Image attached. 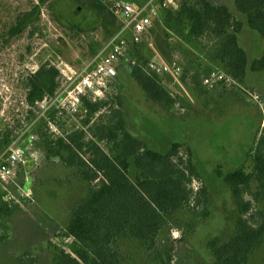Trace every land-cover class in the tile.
<instances>
[{
    "label": "rangeland",
    "instance_id": "rangeland-1",
    "mask_svg": "<svg viewBox=\"0 0 264 264\" xmlns=\"http://www.w3.org/2000/svg\"><path fill=\"white\" fill-rule=\"evenodd\" d=\"M85 1L0 0V93L4 103L0 115L1 138L6 133L14 136L22 122L29 120L19 98L28 96L31 75L42 66L55 68L60 73L56 91L61 89L69 76L91 66L108 39L122 28L123 21L112 11V1L104 0L109 5L104 16L85 5ZM131 1L138 5L146 0ZM188 2L189 6L196 7L197 0ZM209 2L213 4V0ZM166 28L164 19L156 22L138 51L131 46L132 56L141 66L152 61L181 65V81L190 98L181 97L180 87L174 85L171 76L165 75L159 80L172 94L173 101L171 104L154 102L132 77L133 68L120 70L112 95L93 102L100 106L98 110H88L80 121V128L86 131L83 139L86 145L82 151L75 150L72 157L68 151L62 150L61 157L58 156L60 161H51L48 140L39 145L44 157L47 156L39 168L46 169L40 174V170L31 173L32 185L28 195H20L24 174L6 188L0 185V200L5 201L11 196L10 202H5L12 207L19 206L5 219L7 232L12 234V241L16 243L15 253L33 247L36 248V255H33L36 264H53L56 248L67 252L72 250V241L67 238L64 224L55 233V244H44L45 236L39 225L48 222L40 214L35 216L34 212L42 213L41 207L49 213L58 204L56 213H63L64 209L68 211L89 195L91 184L82 178L85 169L77 165V160L82 158L92 165V161L103 162V155L114 156L116 145L110 134L118 127V110L123 115L126 130L150 149L167 153L172 144L178 142L184 144L182 153L191 150L193 164L200 175V180H196L192 188L195 192L202 189L207 192V206L195 205L194 209L184 205L166 217V225L153 250H145L128 237L120 238L118 248L122 264H213L215 259L209 242L221 244L234 235L239 209L231 189L217 175V170L226 175L240 168V154L256 141L264 113L243 89L260 94L238 82L237 86L216 90L200 87L204 70L211 63L220 68L222 64L210 59L206 53L207 38L187 40L179 36L173 41L174 36ZM170 85L178 88L179 93L171 90ZM118 100L122 101V106L118 105ZM108 128L111 131L106 133ZM89 141L97 142L103 154L94 152ZM4 151L0 150V162L4 159ZM70 161L77 166H70ZM91 169L96 166L93 164ZM128 173L133 182L144 178V173L135 168L134 159L130 160ZM251 191L258 192L257 182L251 184ZM258 203L263 211L264 200ZM8 249L0 248V264H20L25 252L21 256L10 255ZM256 251L249 264L264 263V246Z\"/></svg>",
    "mask_w": 264,
    "mask_h": 264
},
{
    "label": "trees",
    "instance_id": "trees-1",
    "mask_svg": "<svg viewBox=\"0 0 264 264\" xmlns=\"http://www.w3.org/2000/svg\"><path fill=\"white\" fill-rule=\"evenodd\" d=\"M84 3L102 16L109 6L104 0H86ZM234 3L237 10L246 16L249 27L264 39V0H234ZM162 19L176 40L179 36L187 40L207 38L206 53L210 59L222 64L220 68L211 63L204 70L200 87L203 79L214 70H223L239 84L245 83L247 54L238 41L243 23L226 6L213 5L208 0H197L196 7L185 2L175 13L164 12ZM135 48L138 51L141 46ZM251 70H264V56L252 63ZM59 75L57 69L42 66L28 80L27 100L33 104L47 94H54L59 86ZM132 77L150 100L167 104L173 101L172 94L167 92L159 77L147 74L143 66L134 67ZM85 105L89 112L100 107L91 102ZM118 105L122 106L121 100H118ZM116 115L120 118L117 130L106 129V133L111 131L110 137L116 145L114 156L103 155L101 163L92 161L96 166L94 170L88 160H77V165L85 169L81 173L82 178L92 188L88 197L72 210L66 229L67 236L73 239L72 250L67 252L56 248L53 264H122L118 248L120 238L128 237L145 250H153L167 216L184 205L194 209L195 205L207 206L206 190L195 192L192 188L193 183L200 180V175L193 164L191 150L182 153L184 144L176 142L167 153L156 152L126 130L119 110ZM11 136V133H6L3 138L0 136V150L9 145ZM84 136V131H76L66 140L49 141L48 156H60V151L65 150L73 157L75 150L82 151L86 145ZM88 143L94 152L103 154L97 142ZM131 159H134L135 168L144 173V178L137 182L129 177ZM72 161L68 164L77 166ZM217 175L231 189L239 216L234 235L228 241L221 244L209 242L215 259L213 264H249L250 256L264 246V210H260L258 203L264 200V128L246 163L226 175L217 170ZM253 182L258 183L257 193L251 191ZM18 208L10 206L4 199L0 200V247L9 239L5 219ZM19 261L20 264L37 262L29 252Z\"/></svg>",
    "mask_w": 264,
    "mask_h": 264
},
{
    "label": "built area",
    "instance_id": "built-area-1",
    "mask_svg": "<svg viewBox=\"0 0 264 264\" xmlns=\"http://www.w3.org/2000/svg\"><path fill=\"white\" fill-rule=\"evenodd\" d=\"M189 0H146L144 3L114 2L113 13L121 18L123 26L114 33L91 66L80 73L67 78L66 84L52 95H45L42 100L30 103L27 97L20 96L19 102L29 117L22 122L20 129L11 136L10 143L4 148V159L0 162V185L7 187L16 182L20 175L33 171L45 162L39 145L49 141L66 138L80 128V121L88 109L86 102H98L112 95V88L118 82L120 70L125 67L138 66L132 56L131 46H141L156 22L161 20L164 12H177ZM176 41L175 38H172ZM149 75L161 77L169 75L182 90L181 97H188L181 81L183 69L177 63L148 62L143 66ZM237 86V81L223 70H214L202 81V87L216 90ZM248 98L260 104L261 97L255 92L243 89ZM0 93V115L4 104ZM180 105V103H179ZM43 130H39L38 128ZM43 135V136H42ZM29 180V175L27 177ZM196 190V188H195ZM30 189L20 187V195H28ZM11 196L5 198L8 203Z\"/></svg>",
    "mask_w": 264,
    "mask_h": 264
},
{
    "label": "crops",
    "instance_id": "crops-1",
    "mask_svg": "<svg viewBox=\"0 0 264 264\" xmlns=\"http://www.w3.org/2000/svg\"><path fill=\"white\" fill-rule=\"evenodd\" d=\"M107 1H112L111 2L112 4L114 2L124 3L121 0H107ZM224 1L225 0H213L212 3L214 5H226L228 7L230 13L237 20H239V21H241L243 23V29H242V32L240 33V35L238 36V41H239L240 47H242L245 50L246 54H247L248 67H247V72H246V77H245V83L244 84H240V85H242L244 87H249L251 89H254L260 94L261 103L258 104V105H260V107L263 109V111L261 110V112L264 113V70L257 71V72H253L251 70L252 63L255 60L260 59L261 57L264 56V39L257 31H255V30H253V29H251L249 27L246 16L244 14L240 13L237 10L233 0H229L227 2H224ZM125 2L132 3L131 0H125ZM169 87L175 93H177V94L179 93L178 90H177L178 88H174L171 85ZM263 128H264V119H263V121L261 123L260 131H259V134L256 137V141L254 142V144L253 145H249L248 147L244 148V150L242 151V154H240V155H242L241 161H240L241 162L240 166L244 165V163L246 162L248 156L252 152V149L255 148V146L257 145L258 139L260 138V135H261V132H262ZM49 159L51 161H56V162L60 161V157H58V156H50ZM45 169H46V167L42 168V169L41 168H37V169H35L33 171H29L28 173H25L23 175L24 176V182L22 183V185H20V187H23L24 190H28V189L31 190L32 182L30 181V179L27 180L28 175L31 177V173H34L37 170H38V172L40 170V172H39V174H40L41 171H44ZM48 169H51V168H48ZM234 170H236V169H234ZM230 172H232V171H230ZM17 180H19V178ZM57 207H58V204H57L56 207L52 208V211H50L49 213H48V211L45 212V210H43L41 207H40V209L42 210V213L37 212V210H35V212H34L35 216L38 217L37 214H40V216L42 218H45L46 222H48L46 224L44 222L43 224L39 225L41 231L44 233V236H45V239L43 240L44 244L45 243L49 244L51 242L55 244V239H56V234L55 233H58V230H60V226H62L63 224H64V227L67 229V227L69 225V222L71 220L72 210H73L74 207H72L68 211L64 209L63 213L61 211H57V213H56V209L55 208H57ZM21 208L22 207L20 206V209ZM66 233H67V230H66ZM67 238L71 239V241L73 243V239L72 238H70L68 236H67ZM12 240H13L12 234L10 233L9 239L1 246L2 248L3 247L9 248L8 250H9V254L10 255H16V256L19 255V256H21L22 253H24V252L25 253L29 252L32 255H36L34 253L36 248H33V247L32 248L22 249V252L15 253L14 250L16 248V243L13 242L14 240L13 241ZM256 252L257 251H255L254 254L251 255L250 261H251V259L253 258V256L255 255Z\"/></svg>",
    "mask_w": 264,
    "mask_h": 264
}]
</instances>
